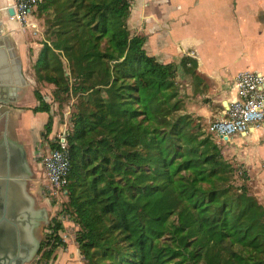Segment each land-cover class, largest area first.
Returning <instances> with one entry per match:
<instances>
[{
	"label": "trees",
	"instance_id": "trees-1",
	"mask_svg": "<svg viewBox=\"0 0 264 264\" xmlns=\"http://www.w3.org/2000/svg\"><path fill=\"white\" fill-rule=\"evenodd\" d=\"M49 1L37 9L49 10ZM130 8L131 0H59L50 16L56 39L36 63L37 73L52 66L48 82L100 97L66 135L65 209L80 226L85 263L264 264L263 203L249 181L229 183L235 171L209 123L186 112L178 64L148 54L145 37L129 27ZM34 95L33 111L49 113L44 95ZM52 126L50 117L47 134ZM49 228L43 264L66 245L63 223Z\"/></svg>",
	"mask_w": 264,
	"mask_h": 264
},
{
	"label": "crops",
	"instance_id": "crops-1",
	"mask_svg": "<svg viewBox=\"0 0 264 264\" xmlns=\"http://www.w3.org/2000/svg\"><path fill=\"white\" fill-rule=\"evenodd\" d=\"M128 24L133 33L145 37L148 54L162 63L178 64L181 91L186 99H195L191 107L186 102V112L205 123L222 116L226 101L237 96L234 81L238 73L250 70L264 74V0H131ZM6 30L23 70L19 33ZM184 61L186 67L196 65V76L185 72ZM181 80L190 89L183 88ZM26 88L27 84L18 93L17 103L22 102ZM204 97L207 100L196 99ZM42 113L47 112L37 114ZM13 115L16 139L25 143L29 157L26 129L21 123L24 116L17 109ZM25 116L26 121L31 119ZM223 143L237 150L235 159L251 175V190L264 205V127ZM68 224L61 232L66 245L55 250L48 264H86Z\"/></svg>",
	"mask_w": 264,
	"mask_h": 264
},
{
	"label": "rangeland",
	"instance_id": "rangeland-1",
	"mask_svg": "<svg viewBox=\"0 0 264 264\" xmlns=\"http://www.w3.org/2000/svg\"><path fill=\"white\" fill-rule=\"evenodd\" d=\"M59 0H50L49 10H42L38 8L33 12L32 17L28 22L26 21H11L7 11V7L12 3V0H0V14L1 19L5 20L7 29H15L19 33V44L23 48V60L24 69L23 73L27 79V88L25 89L24 97L21 103H17V112L21 113L24 118L22 125L25 127L27 144L30 152L29 160L33 167V176L29 181L30 190L37 198L38 206L47 208L49 212L50 222L53 220L61 221L63 225L68 224V231L75 235L80 229L78 223L72 218L71 213L65 209V203L67 198L53 186L50 182L48 175L45 173L42 166V158L48 153L51 148V143L55 140L58 133L65 128H73V118L78 114H88L92 111L98 110V102L100 97L97 95L87 96V93L75 92L70 86V90H65L64 86H57L55 83L48 82L45 77L48 74L55 73L50 66L47 71L40 69L37 73L36 63L39 54L46 43L51 44L56 36L53 32V26L51 24V10L54 9ZM4 14V15H3ZM63 61L64 70L66 75H69L70 67L68 66L67 59L61 55ZM54 63H57L54 61ZM73 78L70 77L69 82L72 85ZM183 88L190 89L182 80L180 81ZM39 90L49 103L51 110L47 113L37 114L33 111L38 105V101L35 98L34 91ZM103 99H107V95H102ZM199 101H205L207 98H196ZM186 99L188 107H191L195 103L193 100ZM39 113V112H38ZM30 115L31 119L26 121V116ZM53 118V126L50 134H47L46 124L49 118ZM214 139L221 146L222 154L224 158L231 162L235 173L230 174L229 183L234 185H242L251 180V175L245 171V168L240 164L237 157V150L230 149L228 144H224L214 134ZM246 178V179H245ZM251 187V186H250ZM253 192V191H252ZM251 192V193H252ZM254 193V192H253ZM252 193V194H253ZM178 216L176 215V218ZM50 224V223H49ZM64 230V229H63ZM63 230L61 232H63ZM51 233L49 225L43 231L42 239ZM42 254H37L36 257L29 264H43Z\"/></svg>",
	"mask_w": 264,
	"mask_h": 264
},
{
	"label": "water",
	"instance_id": "water-1",
	"mask_svg": "<svg viewBox=\"0 0 264 264\" xmlns=\"http://www.w3.org/2000/svg\"><path fill=\"white\" fill-rule=\"evenodd\" d=\"M9 17L15 9L7 7ZM4 23L0 18V41L4 38ZM11 64L4 47H0V103H7L10 96L22 91L28 84L17 56V78L10 72ZM228 107V101L225 106ZM227 138V137H225ZM33 176L26 145L14 139L7 130L0 137V264H29L41 248L42 226L48 225L49 212L39 207L30 190ZM13 249L16 254H10Z\"/></svg>",
	"mask_w": 264,
	"mask_h": 264
},
{
	"label": "built area",
	"instance_id": "built-area-1",
	"mask_svg": "<svg viewBox=\"0 0 264 264\" xmlns=\"http://www.w3.org/2000/svg\"><path fill=\"white\" fill-rule=\"evenodd\" d=\"M43 0H12L18 21L32 17ZM8 6V7H9ZM236 97L223 107V115L209 122V130L220 141H230L239 134H248L264 127V74L257 71H242L235 77ZM68 128L57 135L58 147L49 149L42 158V166L53 186L63 195L68 193L70 151L66 139ZM227 137V138H225Z\"/></svg>",
	"mask_w": 264,
	"mask_h": 264
},
{
	"label": "flooded vegetation",
	"instance_id": "flooded-vegetation-1",
	"mask_svg": "<svg viewBox=\"0 0 264 264\" xmlns=\"http://www.w3.org/2000/svg\"><path fill=\"white\" fill-rule=\"evenodd\" d=\"M7 13V11H5ZM4 15V14H3ZM2 17V14H0V18ZM11 17H9L10 19ZM3 19V18H2ZM4 23V38L0 41V47H4V50L6 54L8 55V59L11 64V70L10 72L13 73L14 79L17 78V48L15 46V43L13 42V38L10 36L9 33H7V28L5 25V20H3ZM0 76H3V72L0 71ZM1 80V78H0ZM17 109V95L14 94L10 96V99L7 103H0V137L3 135V132L7 130L8 134L11 136V138L16 139V132H15V119H13V111ZM50 220V218H49ZM51 223V222H49ZM50 225V224H48ZM42 226L41 235H43L44 229H46V226ZM43 239L41 240L42 244ZM10 254H16V250L13 249ZM39 254V252H38ZM3 255L2 252H0V256Z\"/></svg>",
	"mask_w": 264,
	"mask_h": 264
}]
</instances>
